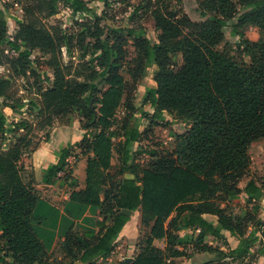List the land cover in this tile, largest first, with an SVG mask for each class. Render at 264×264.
<instances>
[{
  "label": "trees",
  "instance_id": "16d2710c",
  "mask_svg": "<svg viewBox=\"0 0 264 264\" xmlns=\"http://www.w3.org/2000/svg\"><path fill=\"white\" fill-rule=\"evenodd\" d=\"M28 1L13 40L9 39L6 14L0 10V65L9 53L3 47H8L18 53L15 61L26 74L25 62L32 51L39 50L49 57L47 65L55 80L41 90L39 104L31 102L39 111L31 112L33 120L9 123L0 112V264H49L34 223L41 198L32 184L34 166L28 164L33 159L31 136L36 129L46 131L47 137L39 143L48 144L56 117L72 110L81 113L84 138L58 152L57 163L45 170L42 183L53 186L68 172L69 159L79 158L74 149L81 147V155L88 157L85 188L73 191L70 201L103 208L108 216L98 233L79 236L69 232L51 254L55 261L62 255L69 260L65 264H99L109 259L135 212L141 213V223L149 232L129 264H173L176 257L186 256L190 247L198 253L217 254L216 261L221 263L245 260L260 240L264 244V234L258 236L264 221L255 216L263 188L253 180L245 188L239 186L251 166L250 146L264 140V0H239L236 4L235 0H204L207 9L201 15L207 19L200 23L187 16L178 18L177 11L170 10L164 0H146L145 6L139 5V10L151 13L159 37L156 43L143 37V30L126 29L137 50L133 76L156 67L157 85L148 95L153 121L163 122L168 114L190 126L184 134L176 135L169 153L147 152L150 161L146 166L135 161L136 155L146 152L142 146L134 147L148 140L150 130L138 128L137 109L132 100L125 99L123 38L105 34L101 17L87 0ZM176 1L180 6L182 0ZM62 3L73 14L94 19L82 24L85 29L78 36L63 34L43 22L58 15ZM231 21H236L232 35L239 38V48L245 45L242 54L252 57L250 64L217 49L225 40L223 28ZM250 27L259 30V41L246 39L243 30ZM86 39L93 42L87 45ZM64 49L68 54L78 49L74 72L72 64L63 62ZM179 56L183 66L176 69ZM10 87L9 79L0 78V100L7 99ZM123 104L125 115L119 130H114ZM12 134L16 141L4 148ZM115 152L120 156V181L110 174ZM243 194L253 206V213L245 218L230 211ZM207 215L216 217L217 223L205 219ZM182 231L190 233L182 236ZM227 234L240 241L238 248L224 252L206 241L212 237L227 243ZM155 241H165V250L156 247ZM259 254L264 257V246Z\"/></svg>",
  "mask_w": 264,
  "mask_h": 264
},
{
  "label": "rangeland",
  "instance_id": "374dc122",
  "mask_svg": "<svg viewBox=\"0 0 264 264\" xmlns=\"http://www.w3.org/2000/svg\"><path fill=\"white\" fill-rule=\"evenodd\" d=\"M87 1L90 7L94 8L101 17L99 23L101 24L100 27L104 29L105 34L111 37L120 36L123 38L124 43H122V47L124 61L121 73L127 84L125 99L132 100L137 109L136 120L138 128L141 131L145 130V132L150 130L148 140H143L140 145H135L134 147V150H137L139 146H142L146 152L135 156L136 162L146 166L150 161L148 155L150 151L157 152L161 155L169 153L178 132L183 133L188 130L187 126L179 122L175 115L170 116L166 114V121L163 122L153 121L152 115L154 110L148 102V95L149 91L157 85L154 81L157 72L156 67L147 68L141 75H137L136 78L133 76V70L137 66L135 63L137 59V50L134 39L128 36L126 29L134 28L138 31L143 30L144 34L142 36L148 37L152 42L156 43L158 42L159 32L156 29L155 21L151 13L147 12L145 9H138L139 5H146V0ZM164 1L167 6L170 7V10L175 9L177 11L178 18L180 19L187 16L193 23L205 22L207 19L201 15L203 11L207 9L204 0H182L180 6L177 5L176 0ZM238 1L239 0H235L234 3L236 4ZM28 3V0H0V10H3L6 14L9 39H14L18 28L17 21L24 20L23 9ZM136 9L139 11H136ZM91 20L94 19L92 17L86 18V16L80 14H73L72 10L67 5L62 3L60 4L59 14L52 18L43 19V22L48 28H56L63 34L78 36L85 29L82 24H90ZM131 20H134V22H131ZM235 23L236 21H231L223 28L225 40L217 49L220 52L230 53L239 60L242 59L250 64L252 57L242 54L245 45L242 44L239 48V38L232 35V26ZM243 32L245 33L246 39L251 43L260 40V32L257 28H246ZM91 42H93L91 39H86L85 44L88 45ZM3 48L4 50H9V53H5L4 62L0 65V78L9 79L11 87L7 99L0 100V112H4L9 119V123L19 122L23 119L33 120L32 116L34 113L31 112L39 111L32 108L31 102L39 104L41 90L52 86L55 80L54 71L47 65L49 57L39 50L32 51L28 62H25L27 73L24 74L21 63H16L17 61H15L19 58L18 53L11 51L8 47ZM25 51V45L22 44V52ZM78 59V49L73 54H68L65 49L63 50V62L66 66L72 64L74 68L73 72L78 65ZM14 64L16 65L14 66ZM175 64L176 69L183 66L181 56L176 59ZM7 106H13L16 108V111H13ZM124 106H126V104H123L118 111L114 130H119L121 121L126 112ZM55 120L54 128L49 131L51 133L50 141L46 145H41L39 141L47 137V132L37 129L34 130L31 136L33 139V159L28 164L34 166V171L31 173V178L33 180L32 184L40 198L44 199V210L46 211L45 213L43 210L42 214L36 213L34 217L35 227L39 229V227L46 222L51 223L50 225L53 228L52 233H50L51 236L48 235L44 237L45 243L43 244L47 253L46 260L49 264H59L60 262L65 264L69 260L64 258L63 255L60 257L59 261H55L56 259L51 255L59 242H63L69 232L79 236L85 235L88 232L98 233L102 222L108 215H106L103 208L85 207L70 201V196L73 191H81L83 187L85 188L86 162L88 157L81 155L83 151L81 147H76L74 149L75 152L79 154V158L69 159L70 168H68V172L61 174L53 186L47 187L40 182L45 170L49 166L57 163L58 152L64 148L73 147L80 143L85 135V132L82 130V118L79 111L72 110L61 114L57 116ZM168 123L173 124L175 129L170 128ZM95 133V131L90 133L91 137ZM16 139L17 137L15 135H8L4 148L11 146ZM113 140L115 145H117L119 137L116 136ZM249 155L251 157V166L239 186L245 188L247 183L253 180L258 185L262 186L264 191V140L254 142L250 146ZM119 159L120 156L118 152H115L113 169L110 171V174L113 178H116L117 181L121 180L120 177H117L120 166ZM126 176L129 177L130 174H126ZM259 205L260 210L255 216L258 220L264 221V193L259 201ZM230 211L237 216L245 218L247 214L253 213V206L246 203V196L243 194L240 199L235 200L231 204ZM137 216L136 213L130 225L132 229L128 234L116 241L113 255L109 259L99 261V264H125L127 262H132L127 260H133L140 252V248L149 230L140 222L136 226ZM106 223L110 224L111 220L109 219ZM251 226L252 225L249 226L248 234L252 232ZM259 230L260 233H258V236L261 237V233L264 234V229L260 228ZM184 233L185 232L182 231L181 235ZM226 236H228L227 243L223 241H213L211 243L213 247L228 252L240 243L239 240L231 239V237L229 238L228 234ZM208 242L210 241L208 240ZM165 245L166 243H157V246L160 248H165ZM263 246V241L260 240L247 259H227L222 263L216 261L218 255L215 253H211L210 255L206 254L209 257L203 259L201 256L202 253H197L193 248H189L184 252L186 256L176 257L172 262L173 264H205V262L210 261H213L211 264H264V257L259 254V250L263 248ZM1 248L2 245L0 244V250Z\"/></svg>",
  "mask_w": 264,
  "mask_h": 264
},
{
  "label": "crops",
  "instance_id": "0c3cea01",
  "mask_svg": "<svg viewBox=\"0 0 264 264\" xmlns=\"http://www.w3.org/2000/svg\"><path fill=\"white\" fill-rule=\"evenodd\" d=\"M165 121H166V119H165ZM181 123H183V122H181ZM185 126H187V128L189 129L190 128V126H188V123H183ZM168 126L170 127V128H174V125L173 124H171V123H168ZM175 129V128H174ZM187 131V130H186ZM186 131H184L183 133H179L178 132V135H181V134H184ZM83 169H84V166H83ZM42 178H43V175H42ZM42 178H41V183H42ZM44 186H46V185H44ZM48 187V186H47ZM83 189H84V187H83ZM263 193H264V191H263ZM44 210V199L43 198H41L40 199V202H39V205H38V207H37V209H36V213L38 212L39 214L41 213L42 214V211ZM44 212L46 213V211L44 210ZM136 213H137V221H136V226L139 224V222L141 223V213L140 212H135V213H132L131 214V219H130V221L127 223V225L123 228V230H122V232H121V234H120V236H119V238H118V240L119 239H121L124 235H126V234H128V232L132 229L131 227H130V225L132 224V219H133V217L136 215ZM46 216V215H45ZM204 218L205 219H207V220H209L210 222H212V223H214V224H216L217 223V218L216 217H212V216H204ZM44 223V222H43ZM51 223H46L45 222V224H43L42 226H40L39 227V229H37L38 230V235H39V237H40V239H41V241L43 242V243H45V236H48V235H50V233H52V231H53V228H52V226L50 225ZM185 233L184 234H182V236H184V235H186V234H188V233H190L189 231H184ZM48 233V234H47ZM51 236V235H50ZM226 238H228V236H226ZM229 238H230V236H229ZM231 239H236V238H232L231 237ZM230 239V240H231ZM208 240L210 241V242H208ZM237 240V239H236ZM206 241H207V243L209 244V245H211V246H213V244H211L213 241H215L212 237H208L207 239H206ZM158 242H161V243H166L165 241H155V246L156 247H158V248H160L159 246H157V243ZM239 245H240V243L236 246V247H233L232 249H236V248H238L239 247ZM165 248H166V245H165ZM165 248L164 247H162V248H160V249H162V250H165ZM190 248H193V247H190ZM198 253V252H197ZM206 254H209V253H202V257H203V259H206V258H208L209 256H207ZM210 255V254H209ZM263 257V256H262ZM206 263V262H205Z\"/></svg>",
  "mask_w": 264,
  "mask_h": 264
},
{
  "label": "water",
  "instance_id": "95a60500",
  "mask_svg": "<svg viewBox=\"0 0 264 264\" xmlns=\"http://www.w3.org/2000/svg\"><path fill=\"white\" fill-rule=\"evenodd\" d=\"M127 261H132V260H127ZM127 263H130V262H127Z\"/></svg>",
  "mask_w": 264,
  "mask_h": 264
}]
</instances>
